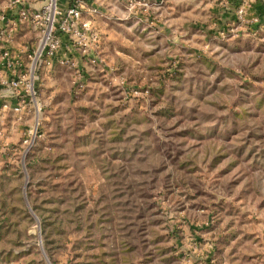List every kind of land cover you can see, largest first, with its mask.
I'll return each instance as SVG.
<instances>
[{
  "label": "rangeland",
  "instance_id": "rangeland-1",
  "mask_svg": "<svg viewBox=\"0 0 264 264\" xmlns=\"http://www.w3.org/2000/svg\"><path fill=\"white\" fill-rule=\"evenodd\" d=\"M84 1L78 74L0 55V264H264V0Z\"/></svg>",
  "mask_w": 264,
  "mask_h": 264
},
{
  "label": "built area",
  "instance_id": "built-area-1",
  "mask_svg": "<svg viewBox=\"0 0 264 264\" xmlns=\"http://www.w3.org/2000/svg\"><path fill=\"white\" fill-rule=\"evenodd\" d=\"M35 3L41 6L32 8L31 5ZM86 7L84 0H74L65 5L60 4V0H8L7 9L0 13V55L6 73L11 76L15 74V68L20 66L12 46L18 31L26 26L37 39L35 49L29 56L30 70L35 71L54 63L74 68L78 74L77 59L70 53L75 51L83 57L89 56V48L94 49L99 43L96 27L83 16ZM7 10L15 14L9 15ZM87 10L88 13L97 11L95 8ZM128 10H135V2H129ZM90 57L93 62L96 61L94 56ZM11 84L16 88H31V82L23 76H18V80L13 78Z\"/></svg>",
  "mask_w": 264,
  "mask_h": 264
},
{
  "label": "crops",
  "instance_id": "crops-1",
  "mask_svg": "<svg viewBox=\"0 0 264 264\" xmlns=\"http://www.w3.org/2000/svg\"><path fill=\"white\" fill-rule=\"evenodd\" d=\"M64 1V0H63ZM63 1H61L60 0V2L61 3H65V2H63ZM66 4H67V2H66ZM63 5V4H62ZM32 6V8H37L38 6L40 7L41 6V4L40 3H35V4H32L31 5ZM7 13L9 14V15H12V14H15L14 12H12V11H8L7 10ZM30 33V31H29V29H28V27H22L19 31H18V33L16 34V36H15V38H14V42H13V48H19L20 49V45H21V43H23V41H24V38H26V36L28 35ZM23 40V41H22ZM19 46V47H18ZM17 52H19V53H21L22 51H17ZM22 56V55H21Z\"/></svg>",
  "mask_w": 264,
  "mask_h": 264
}]
</instances>
